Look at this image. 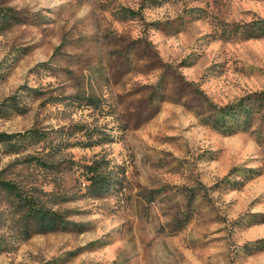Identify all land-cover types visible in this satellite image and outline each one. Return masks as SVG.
<instances>
[{
  "label": "rangeland",
  "instance_id": "rangeland-1",
  "mask_svg": "<svg viewBox=\"0 0 264 264\" xmlns=\"http://www.w3.org/2000/svg\"><path fill=\"white\" fill-rule=\"evenodd\" d=\"M0 134V264H264V0H0Z\"/></svg>",
  "mask_w": 264,
  "mask_h": 264
},
{
  "label": "trees",
  "instance_id": "trees-1",
  "mask_svg": "<svg viewBox=\"0 0 264 264\" xmlns=\"http://www.w3.org/2000/svg\"><path fill=\"white\" fill-rule=\"evenodd\" d=\"M14 137H16V135L0 134V142L9 140V139L14 138ZM90 168H91L90 173H93L92 177L90 179L92 180V183H95V178H96L95 173H96L97 169L94 166H91ZM0 187L4 188L6 190V192L10 195L14 194V190H16V191L19 190V188L16 187L15 183H13L11 180L3 179L1 173H0ZM13 197L19 198L18 200H15V198H14V202H13V198L11 200L12 204L14 205V207L16 209H18L19 207H21L23 205L21 201H24V199L28 200V198H22V196H20L18 194H16ZM15 201H17V202L15 203ZM37 207H38V205H37ZM37 213H39V217H41V219L42 218L45 219V217H47V216L52 217L54 219L53 223H56V221H58V219H59L58 218L59 214L57 212H54L53 210H50V212H48V211H45L44 208L40 207L39 210H37Z\"/></svg>",
  "mask_w": 264,
  "mask_h": 264
}]
</instances>
